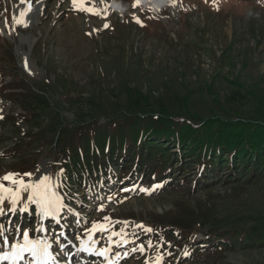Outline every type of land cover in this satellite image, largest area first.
I'll return each instance as SVG.
<instances>
[{
    "label": "rangeland",
    "instance_id": "obj_1",
    "mask_svg": "<svg viewBox=\"0 0 264 264\" xmlns=\"http://www.w3.org/2000/svg\"><path fill=\"white\" fill-rule=\"evenodd\" d=\"M134 3L84 0L85 7L98 10L94 15L74 8L72 0H0V184L18 193L17 207L26 198L29 213L16 216L31 227L2 222L0 254L23 246L27 232L52 245L49 263L62 253L68 264H89L80 251L83 241V247L110 248L114 260L119 254L118 264H264V245L258 246L257 238L250 248H229L238 245L235 236L246 237L264 223V177L216 180L201 190L195 162L185 166L188 172L176 173L175 166L161 181H146L145 169L129 166L133 160L124 163L127 171L124 164H111L82 184L63 180L58 171L65 150L56 140L75 138L76 127L95 119L103 125L115 115L159 107L149 97L173 117L197 112L264 122V0ZM22 10L27 27L13 22ZM8 174L25 185L50 177L48 190L62 208L55 218L59 227L28 200L31 188L3 180ZM0 196V209L3 204L7 212L11 193ZM94 223L106 231H93ZM112 232L121 234L112 241L128 243L116 247L109 240ZM141 244L144 252L138 250ZM24 254L22 263L35 262ZM98 257L93 264H106Z\"/></svg>",
    "mask_w": 264,
    "mask_h": 264
},
{
    "label": "trees",
    "instance_id": "obj_2",
    "mask_svg": "<svg viewBox=\"0 0 264 264\" xmlns=\"http://www.w3.org/2000/svg\"><path fill=\"white\" fill-rule=\"evenodd\" d=\"M184 100L181 98L180 102ZM149 101L159 107L124 117L115 115L103 125L95 119L76 127L75 138L65 143L56 140L57 147L65 150L64 161L59 163L62 179L82 178L85 169L93 172L98 166L106 168L132 159L140 169L151 171L159 167L161 179L175 172H188L190 167L185 166L195 162L200 179L196 184L201 190L216 184V180L230 184L244 175L243 182L264 177V122L241 115L221 118L219 114L202 116L197 112L189 117H173L164 104L155 103L150 97ZM123 155L129 159L124 160ZM175 166L176 171L172 172L170 169ZM21 203L24 205L25 199ZM234 238L238 245L231 244V249L250 248L254 238L259 239L258 246H263L264 223L246 237ZM248 238L252 244L242 245Z\"/></svg>",
    "mask_w": 264,
    "mask_h": 264
},
{
    "label": "snow or ice",
    "instance_id": "obj_3",
    "mask_svg": "<svg viewBox=\"0 0 264 264\" xmlns=\"http://www.w3.org/2000/svg\"><path fill=\"white\" fill-rule=\"evenodd\" d=\"M26 0H20L21 4H24ZM72 4L74 8H78L80 11H86L90 12L94 15L99 14L98 10L95 7H85L84 5V0H72ZM139 4V0H136V3L133 4V7H137ZM175 6V4H173ZM31 3H28L27 6V11H31ZM219 10V9H217ZM26 15V11H20L19 12V19L14 15L13 16V22L17 25H23L24 27H27L28 24L25 21L24 17ZM136 19V23L141 24L142 22L138 19ZM7 25V21L5 22ZM105 27L107 28L108 25L105 24ZM25 66L27 67V63H25ZM3 117H0L2 119ZM25 175H30V174H25ZM50 177L45 175L42 180L38 184H30V185H25L22 180H17L14 178L13 174H8L3 177L4 181H10L13 184H20L25 190L28 188L32 189V195L28 197V200L36 205L39 206L42 214L44 217H52L55 220L56 227H59V221L56 220L55 218L57 217V214L61 212V204H60V198L56 196L55 192H50L48 190V184L47 182L49 181ZM44 189V191H41V189ZM0 191L3 192H10L11 197H12V205L14 206L19 199L18 193L11 192L10 189L4 188L2 184H0ZM3 197L0 196V202L3 201ZM27 205H25L24 209L22 211H27ZM13 210H15L13 208ZM100 210H103V206H101ZM71 211V209H69ZM2 214V212H0ZM105 219H108V217H105ZM139 227H143L140 225ZM92 230H100V231H106L104 228L103 224H93ZM145 231H151V229H145ZM66 235V233L64 234ZM121 235L120 233L112 232L111 236L109 237L110 242L114 243L116 247H119L120 244H125L128 243L126 239L120 240L118 242L112 241V237H116ZM56 238V233H53V240ZM83 241H81V245H83ZM51 244L44 243L41 241H30L28 238V233H24V245L21 246L19 244L14 246V251L12 253V258L13 260L15 259H21L22 258V253L27 251L29 252L34 258H36V264H49V261L51 260V254L49 252V248L51 247ZM149 247H151V244H149ZM136 249H133L135 251ZM140 252H144L145 246L141 244L138 249ZM62 251V249H61ZM81 252H89L90 254L93 255H98L106 261V264H118V259H119V254H114L116 255L117 259L114 260L109 253L111 252L110 248H99L98 250L96 248L92 247H81L80 248ZM126 255V254H125ZM187 255V253H185ZM8 254H4L3 256H0V259H9ZM162 257H158L157 261L161 260ZM52 264H60L59 261H53ZM145 264H148L146 261Z\"/></svg>",
    "mask_w": 264,
    "mask_h": 264
},
{
    "label": "bare ground",
    "instance_id": "obj_4",
    "mask_svg": "<svg viewBox=\"0 0 264 264\" xmlns=\"http://www.w3.org/2000/svg\"><path fill=\"white\" fill-rule=\"evenodd\" d=\"M49 7H50V5H48L47 6V10H49ZM46 10V11H47ZM2 238H3V235H2ZM84 247H87V246H84ZM13 250H14V248L13 249H11V250H4L5 251V254L7 253L8 255H9V259H1L0 260V264H21L22 263V261H23V259L25 258V256L27 255V254H24V255H22V258L21 259H15V260H13V258H12V253H13ZM3 251V252H4ZM27 251H25V253H26ZM86 253V256L88 257V259H85L84 260V262H86V261H88L89 260V257H91V256H93V254H90L89 252H83V254H85ZM29 255V254H28ZM71 255V254H70ZM88 255H90V256H88ZM0 256H2V254H0ZM94 257H98L97 255H94ZM72 258V257H71ZM78 258H80L79 259V261L78 262H80V260H82V258H84V255H82V257L80 256V257H78ZM99 259L101 258L102 259V257H98ZM30 260V259H29ZM29 260L26 262V263H28L29 262ZM95 260V259H94ZM33 262H34V260H33ZM33 262L31 261V264H33ZM22 264H24V263H22ZM34 264H36V260H35V262H34ZM72 264H75V262L74 261H72Z\"/></svg>",
    "mask_w": 264,
    "mask_h": 264
}]
</instances>
